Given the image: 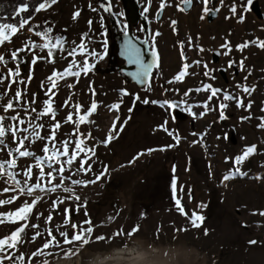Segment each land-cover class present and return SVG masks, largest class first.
I'll use <instances>...</instances> for the list:
<instances>
[{
	"label": "rangeland",
	"instance_id": "374dc122",
	"mask_svg": "<svg viewBox=\"0 0 264 264\" xmlns=\"http://www.w3.org/2000/svg\"><path fill=\"white\" fill-rule=\"evenodd\" d=\"M127 1L136 3L139 7L137 17L131 22L127 16L131 11ZM178 2L179 0H169L172 6L167 7L157 19L155 13L159 0H153L146 21L141 15L146 0H113V10L122 12L123 15L113 18L102 13L101 10V14L105 16L106 36L98 35L103 29L100 27L99 14L88 8L89 0H58L47 11L35 14L32 24L43 26L47 21V26L54 27V35L59 34L67 38L69 47L72 41L79 43L81 34L89 31L87 22L90 19L93 21V31L90 35L96 42L89 43L88 47L103 52L102 42L105 39L107 41L104 59L96 63L94 71L88 76L82 75L79 83L71 90L75 93L71 103L79 102L87 109L95 99L100 105L97 112L90 118L94 123L81 126V131L84 133L90 131L95 138L87 141L88 146H95L96 151V155L89 161L93 165V172L88 175L74 176L73 179H94V174L102 172L104 166L108 167V172L95 184L83 188L75 186V191L81 197L79 203L87 201L86 206L79 212L76 211V202L65 201L52 213L53 221L45 224L44 218L49 215L51 201L56 196L69 195L62 191L46 196L33 209L29 224H39L41 226L39 231L44 235L33 242L31 237L37 229L26 230L27 234L23 237L25 242L18 245L16 252L17 256L20 253L25 254V264H28L27 258L49 239L45 231L47 228L53 229V234L61 247L45 250L52 254L34 257L32 264H43L45 260L49 264L59 258L68 259L78 254L109 251L115 246L129 245L132 240H137L147 247H160L166 253H173L177 259L176 264H264V216L253 214L264 211V179H256L257 176L264 178V129L257 128L260 122L257 117L264 116V112L261 111L264 108V49L250 46L243 52L236 50V46L245 41L257 38L264 40V0H252L250 10L244 13L245 19L242 23L238 22L236 17L225 19V16H231L227 6L222 7L217 15L206 16L204 20H201L202 5L199 0H193L192 7L186 12L177 10L175 5ZM91 3L94 7L99 6L98 0H91ZM232 3L240 5L241 0H225V5ZM209 7H220L219 0H212ZM77 10H80L81 14L73 20L72 14ZM171 20L177 21L175 32L170 26ZM120 22L127 23L128 31L149 41L151 32L160 33L155 40L159 53L160 74L156 75L154 70L153 87L150 92L125 80L117 66L122 61H118L112 52V37L122 32ZM142 25L150 31H139ZM29 37L39 42V38L28 32L26 26L21 34L13 37V43L6 44L4 48H0V51L21 47V42ZM189 38L192 41L191 45H189ZM225 40L230 42L233 51L228 56L215 54L225 51L221 47ZM180 42L184 44L188 63L202 60L210 69L227 70L215 71L213 73L215 80H210L203 76L204 69L201 66H194L189 71L196 72L197 75L185 77L182 83L168 84L167 81L173 79L184 63L180 57ZM197 45L203 47L205 51L199 52ZM245 57V65L251 70L246 83L250 87L254 86L255 89L251 97L244 95L236 88L237 83H245L243 78L248 75V72H241L238 67L227 68L229 60H235L238 64ZM77 59L82 61L83 57L78 56ZM28 61L29 63L21 65L22 76L25 79L31 62L30 55ZM66 66V60L58 59L55 65L38 62L33 70V79L28 85L29 95L26 99L31 98V93H37L40 101L46 99L40 87L41 81L46 80L53 67L63 70ZM9 67L14 68L15 65L9 64ZM0 69L7 71L2 65ZM201 81L210 83L216 88L236 92L244 97L245 103L251 100L250 114L253 118L242 122L240 117L248 116L249 112L238 109L234 103H230V107L225 110L228 118L223 121L218 120V111L209 112L200 119H193L184 112L176 111L175 120H173L166 108H161L157 104L142 103L145 97L157 101H179L186 90L198 87ZM69 83H75V78L60 81L55 97L58 109L57 119L61 122L70 110L60 107L70 94L67 88ZM90 83L97 93L95 97L89 90ZM6 87L7 83L0 86V90ZM17 87L24 86L13 85L12 95ZM125 88L131 95L123 97L119 113L109 112L107 106L119 102L121 99L119 90ZM166 88L179 89V92L165 93ZM136 94L141 97V101L133 105V96ZM186 99L195 105L206 100L207 93L193 92ZM4 102H7V98ZM215 103L214 100L213 104ZM129 108L133 109L132 112H129ZM193 110L197 113L203 111L200 107H195ZM2 112L3 110L0 109V114ZM14 114L9 113V115ZM117 115L120 116L117 128L127 120L119 136L107 146L98 143L106 137L107 130ZM45 119L47 123H52L51 120ZM166 119L167 127L181 137L179 144L165 151L157 150L141 155L135 162L129 163L138 153H146L147 149H159L176 143L164 131H154L158 125L164 124ZM72 128L73 125L64 124L57 134L58 139H65V134L70 133ZM192 133L198 135L194 136ZM43 134H48L47 129ZM225 134H227L226 139L223 138ZM194 140L197 143L193 144ZM251 145L257 146L256 153L239 165L241 171L247 175H236L229 180H224V177L234 168V158L241 155L246 146ZM41 147L42 144L38 142L32 146V150L42 155L39 152ZM0 157L7 158L6 152L0 153ZM18 163L23 167L32 163V160L22 159ZM73 167H79V161ZM33 171L38 173V169ZM68 174L65 173V175ZM174 177L177 188L176 197L181 199V204L188 216L190 217L195 211L204 217L199 228H194L188 217L181 215L176 209L171 187ZM223 181L225 184H222ZM32 182L35 183V179ZM55 183H59V180ZM6 186L3 181H0V190ZM14 194L11 192L4 194L0 196V199ZM26 199L31 201V197H20L14 204L0 207V212L15 210ZM65 208L72 210L71 224L82 228L91 226L93 229L87 236L90 242L84 245L76 255L69 257H66L64 253L79 248L80 242L64 244V237L59 233L67 232L70 238L79 228L73 229L69 224L56 230L57 226L63 225ZM40 213H43V216L37 220L36 216ZM84 221H90L91 224H86ZM17 227L19 224H0V238L9 235ZM134 227H138V231L129 237L127 233ZM180 229L185 230L178 231ZM205 229H207V235H205ZM117 232L124 234L113 235ZM98 236H103L105 239L96 240ZM249 241H257V243L250 245ZM4 264H13V262L5 260Z\"/></svg>",
	"mask_w": 264,
	"mask_h": 264
},
{
	"label": "snow or ice",
	"instance_id": "6c2138e0",
	"mask_svg": "<svg viewBox=\"0 0 264 264\" xmlns=\"http://www.w3.org/2000/svg\"><path fill=\"white\" fill-rule=\"evenodd\" d=\"M58 0H37L35 4L31 0H19V3L13 8L10 15L0 16V48H4L6 44L13 43V37L21 34L27 26V31L32 33V35L39 38V42L32 40L31 37L25 39L21 42V47L15 49H5L0 51V65L6 68L7 71L0 69V86L7 83V87L0 90V109L3 110L0 114V153H5L7 158L0 157V181H3L6 187L0 190V196L7 193H15L7 198L0 199V207L6 205L14 204L20 197H31V201L25 200L18 208L12 211L0 212V224L11 223L19 224V227L15 228L9 235L0 238V264H4L5 260L12 261L13 264H25V254L20 253L18 256L16 252L18 251V245L24 243L23 237L27 234L26 230L28 228L37 229V231L32 235L31 240L34 242L38 237L44 235L40 229L39 224H29V219L33 214V209L42 201L46 196H50L53 193L62 191L67 193V196H56L54 200L51 201L49 215L44 218L45 224H50L53 221L52 213L55 212L59 206L65 201L76 202V211L82 207H85L87 201L79 203L81 197L75 191V186L87 187L90 184H95L104 177L108 172V167L104 166V170L98 174H94V179L84 180V179H73L74 176L78 175H88L93 172V165L89 163L90 160L96 155L95 146L89 147L87 141L95 139L91 132L84 133L81 131V126L84 124H93L94 121L90 118L97 112L99 103L93 99L91 104L84 108L79 102L71 103L72 96L75 94L71 90L79 83L81 76H88L90 72H93L96 63L104 59L107 52V41L106 39L102 42L103 52H98L96 49H90L88 47L89 43H94L90 33L93 31L92 25L93 21L88 20L89 31L82 33L80 36V41L71 42V46H68V41L65 36L56 34L54 35V27L47 26L48 22L45 24L37 25L32 24V20L35 14L41 11H47L53 5H55ZM202 5L200 19L204 20L206 16L217 15L222 7L227 6L231 16H225V19H231L236 17L238 22H244V13L250 10L252 0H241V4L237 5L232 3L231 5H225V0H219L220 7H209L212 0H199ZM153 0H146L145 6L141 15L147 21L150 8L152 6ZM98 7H94L89 0L88 8L90 11L97 12L99 14V23L101 31L98 35L106 36L107 29L105 28V16L101 14L106 13L113 18H118L123 15L122 12H115L113 0H98ZM193 4V0H179L175 5L177 10L180 12L188 11ZM172 6L169 0H159V5L156 10L155 16L159 19L167 7ZM238 7L240 11L238 12ZM26 13H31L25 15ZM80 10L73 12L72 18L76 20L80 16ZM176 20H171L170 26L173 31H176L175 25ZM120 28L125 36L123 41L122 55L127 59L130 65H135L136 70L134 72L128 73L129 76L146 92L152 90L154 79L153 73L156 70V75H159V53L156 49L155 40L156 37L160 35L157 32L150 33L149 40H139L138 43L145 45V47L138 46L137 43L133 42V38H129L128 25L125 22H120ZM139 31H150L146 29L143 25ZM192 44L191 38H189V45ZM255 46L264 49V40L257 38L256 40L245 41L244 43L237 45L236 50L243 52L244 49ZM199 52H204L205 49L200 46H196ZM225 51L222 53H215L217 55L228 56L233 51L230 46V42L225 40V43L221 45ZM25 55H21V54ZM46 53V55H43ZM59 54V55H58ZM149 56L148 60H145V55ZM31 56V62L29 65V71L27 78L22 76L21 65L29 63L28 56ZM83 57V60H78L77 57ZM180 57L184 61L181 70L173 77L172 80L167 81L168 84L182 83L187 76H195L198 73L190 72L189 69L194 66H201L203 71V76L210 80H215V71H226L227 69H210L208 64L202 60H195L191 63L187 62V56L184 51V44L180 42ZM66 60L67 66L63 70H58L53 67L50 75L46 77V80L41 81V90L44 92V96L47 97L43 101H40L37 93H31V98L26 99L29 95L28 85L33 79V70L38 62H44L45 64L55 65L57 60ZM245 60L241 59L238 64L235 60H229L227 68L231 69L238 67L241 72H248V75L244 76L245 83H237L236 88L239 89L241 93L246 96L251 97L254 86L250 87L246 81L251 75V70L247 69L245 65ZM91 61V62H90ZM9 64H14L15 67H9ZM69 78H75V83L67 84V88L70 90L68 98L64 101L61 108L70 109L67 116L61 122L57 119V106L55 104V97L58 93V86L60 81L67 80ZM13 85H23L24 87H17L14 95L11 94ZM89 90L93 97L96 96V91L92 88L91 83L89 84ZM175 91L179 92V89H164V92ZM193 92L195 93H207V99L201 101L198 104L189 103L187 97H189ZM120 101L113 103L108 107L109 112L119 113L120 106L123 102V97L131 95L128 90L120 89ZM183 98L179 101L176 100H149L145 97L142 100L144 104H157L161 108H166L172 115V119L175 120V112L181 111L193 119H200L205 117L209 112H219V121L226 120L228 117L225 115V110L230 107V103H234L238 109H243L249 112L248 116H241L240 120L247 121L253 117L250 114L252 108V101L248 100L245 103L244 97L236 92L230 91L228 89L216 88L210 83L201 81L200 85L196 88H190L182 94ZM5 98L7 102L5 103ZM216 101L213 104V101ZM141 101V97L136 94L133 96V105L136 102ZM42 105V106H40ZM195 107H200L203 111L197 113L193 109ZM74 109V111L72 110ZM132 108H129V112H132ZM264 112V108L261 109ZM9 113H15L14 115H9ZM23 113V115H21ZM51 120L52 123H47ZM260 121L257 124L258 129H264V116L257 117ZM120 121V116L117 115L111 123V127L107 130L106 137L98 141V143L107 146L113 139L119 136V133L123 130L124 124L117 125ZM64 124L73 125L72 131L66 133L65 139H58V132L61 130ZM168 120L166 119L164 124L158 125L156 130H162L167 133L168 136L176 142L175 144L165 145L159 149H147L146 153H138L136 157L133 158L129 163L135 162L141 155L150 154L153 151H165L168 148L174 147L179 144L181 137L174 130H170L167 127ZM47 129L48 134L43 133ZM192 135H198L197 133H192ZM220 139L221 137H217ZM223 138H227V134ZM38 142L42 144L38 154L36 151L32 150V146L36 145ZM193 144L197 141H192ZM14 145V147H13ZM257 150L256 145L246 146L245 150L241 155L234 158L233 164L234 168L229 175L224 177V180H229L236 175L246 176L247 173L242 172L239 165L251 155L255 154ZM22 159H31L32 163L26 164L21 167L18 163ZM79 161V167L74 168L73 165ZM34 169H38V173H34ZM47 169V171H46ZM173 171H175V166H173ZM65 173H69L65 175ZM22 177V179H21ZM35 179V183H33ZM256 179H264L257 176ZM59 180V183L55 181ZM67 182V183H66ZM172 192L173 199L175 201V206L177 211L186 217H188L190 223L194 228H199L204 220V217L199 215L197 212L193 211L191 216L185 211V208L181 204V199L176 197V180L175 177L172 180ZM181 191H183V186H181ZM37 193H40L37 195ZM191 193V189H189ZM189 195V199H191ZM71 208H65L63 210V225L57 226V231L60 227L68 226L71 224ZM260 216H264V211H259ZM87 215V213H85ZM43 216L40 213L36 216L39 220ZM86 224H91L90 221H84ZM73 229L79 228L78 231L74 232L71 237L67 232H60V236L64 237V244H73L80 242V247L75 250L66 251L64 254L66 257L71 255H76L80 249L87 245L90 241L87 238L93 229L91 226L87 228H82L76 224H71ZM185 229H180L178 231H183ZM49 239L45 241L41 248L37 249L27 258L28 264H32V259L40 255H51L52 253L46 252L45 250L51 247H61L59 241H57L56 236L53 234L52 228L45 229ZM138 231V227H134L131 231L127 233L131 237L135 232ZM123 232H117L113 235H123ZM205 235H207V229H205ZM105 237L98 236L96 240H104ZM251 244H256L257 241H249ZM43 264H48L45 260Z\"/></svg>",
	"mask_w": 264,
	"mask_h": 264
},
{
	"label": "bare ground",
	"instance_id": "6f19581e",
	"mask_svg": "<svg viewBox=\"0 0 264 264\" xmlns=\"http://www.w3.org/2000/svg\"><path fill=\"white\" fill-rule=\"evenodd\" d=\"M225 184L223 181L222 184ZM160 247L132 240L129 245L115 246L109 251L93 254H78L71 258H59L49 264H176L173 253L164 252Z\"/></svg>",
	"mask_w": 264,
	"mask_h": 264
},
{
	"label": "water",
	"instance_id": "95a60500",
	"mask_svg": "<svg viewBox=\"0 0 264 264\" xmlns=\"http://www.w3.org/2000/svg\"><path fill=\"white\" fill-rule=\"evenodd\" d=\"M128 4L130 5L131 11L127 14L128 18L131 21H134L135 18L138 15L139 12V7L136 3H132L127 1ZM129 33V38H133V42L137 43L138 46L140 47H145V45H141L138 43L139 40H147V38H143L142 36H136L132 31H128ZM125 39V36L123 35V32L118 33L117 35L115 34L114 37H112V41H113V54H115L116 58L118 61H122L120 62L117 66L120 69L121 73L123 74L125 80L129 81V82H133L138 86H141L139 84H137L131 76L128 75V73L134 72L136 70V66L135 65H130L127 62V59L122 55V48H123V41ZM149 56L146 54L145 55V60H148ZM142 87V86H141Z\"/></svg>",
	"mask_w": 264,
	"mask_h": 264
},
{
	"label": "trees",
	"instance_id": "16d2710c",
	"mask_svg": "<svg viewBox=\"0 0 264 264\" xmlns=\"http://www.w3.org/2000/svg\"><path fill=\"white\" fill-rule=\"evenodd\" d=\"M31 2L33 4H35L37 2V0H31ZM18 3H19V0H0V16H2V15H10L12 13V11H13V8ZM29 14H31V13H26L25 15H29Z\"/></svg>",
	"mask_w": 264,
	"mask_h": 264
}]
</instances>
